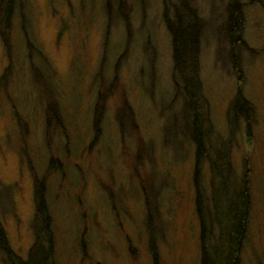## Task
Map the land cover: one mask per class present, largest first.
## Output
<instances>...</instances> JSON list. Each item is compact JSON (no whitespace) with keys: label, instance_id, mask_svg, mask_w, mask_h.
I'll return each instance as SVG.
<instances>
[{"label":"rangeland","instance_id":"374dc122","mask_svg":"<svg viewBox=\"0 0 264 264\" xmlns=\"http://www.w3.org/2000/svg\"><path fill=\"white\" fill-rule=\"evenodd\" d=\"M192 2L208 118L200 164L179 134L184 100L168 30L178 0H24L25 17L17 9L6 30L0 25V241L16 256L32 250L37 196L51 217L54 264H155L151 238L156 264H200L198 197L209 208L211 245L217 219L230 227L226 194L213 212L218 156L226 188L240 193L247 179L242 264H264V0H240L239 53L225 44L231 0ZM238 94L249 105L233 124ZM0 264H9L1 253Z\"/></svg>","mask_w":264,"mask_h":264},{"label":"trees","instance_id":"16d2710c","mask_svg":"<svg viewBox=\"0 0 264 264\" xmlns=\"http://www.w3.org/2000/svg\"><path fill=\"white\" fill-rule=\"evenodd\" d=\"M192 3V0H178L176 6H172L171 11L174 15V19L171 22H168V30L171 37L172 59L174 64L173 83L176 89H180L177 96L184 100L181 117L186 119V124L184 125L183 121H178V124L179 128L184 127L183 131H190L186 135L182 134L183 131H180L179 134L185 136L186 139L195 146L196 164H200L207 159L205 141H207L206 134L208 132L205 131V123H208V118L205 116L207 115L205 114L206 109H201L203 107L202 105L205 103V99H203L202 96L200 79L196 67V52H198L197 48L201 37V34L199 33V27H201V24L197 23L196 14L191 10ZM240 3V0H231V4H229L227 11V26L229 27L228 33L232 38L225 43L230 45L232 42V44H235L238 53L239 50L246 47V44L242 39L243 15ZM25 6L27 5L24 3V0H0V25L3 30H6L11 25L12 17L17 9L19 13L25 17L27 11L25 10ZM3 30L0 29V32ZM227 52L228 60L234 58L233 48H230ZM233 63L234 62L232 61V64ZM234 71L236 72L237 78L240 79V74L237 73L236 68ZM248 105L247 100L239 96V94L232 101L229 118L233 124L237 121L236 118L240 115L242 108H247ZM204 107L206 108V106ZM202 115H204L206 120L201 117ZM173 126L174 125H172L171 131L174 130ZM171 138L174 140L178 139L176 136H171ZM182 140L183 139H180L178 142L180 143ZM177 144L178 143L172 147L173 150H176L175 147ZM223 162H225L224 158L220 159L218 156L216 160L210 162L213 178L212 189L214 200H212L215 203L213 212H216L215 215L217 218V213L222 210L219 202L223 201V195L226 194L228 197L225 202L227 209L226 216L230 227L227 228V230H223L217 219V226L220 229V234L218 235L217 241L214 242L215 245H211L209 242L211 239L213 240L215 238L216 234L215 231L210 228V224H208L207 211L209 208L204 201L202 202L198 197L196 210L200 222V264H242L240 252L242 244L246 241L251 208L250 194L247 191V179L243 180V188L240 193L237 192L233 186L226 188L224 180H228L229 176H223L222 170L226 169L224 168ZM197 169H199L198 166ZM229 170L230 169L227 168V172ZM216 178L220 182L218 188H216V186L214 187V180ZM37 189H39V187ZM39 190H37V193L42 195L41 190ZM227 190H231V192ZM35 201L37 206L34 213V221L38 223L36 226L37 233L30 255H28V259L23 260L19 258L13 253L11 248H9L7 241L6 244L5 241L3 244H1L0 241V253L5 256V260L6 258L8 259L9 264H54V260H52L53 230L51 217L49 216V211L42 202L41 209L44 211H40L39 199L37 196ZM213 229H215V227H213ZM3 237L4 233L0 228V240ZM149 252L156 264L157 247L153 238L149 241Z\"/></svg>","mask_w":264,"mask_h":264},{"label":"flooded vegetation","instance_id":"af4514ba","mask_svg":"<svg viewBox=\"0 0 264 264\" xmlns=\"http://www.w3.org/2000/svg\"><path fill=\"white\" fill-rule=\"evenodd\" d=\"M143 1V4H144V0ZM145 5V4H144ZM96 103V102H95ZM92 105V104H91ZM95 105V104H94ZM90 111H91V114H92V119H91V124H90V128L94 134V140H96V109L94 108V113L92 111V107H90ZM94 114V116H93ZM95 121V122H94ZM63 132L65 133V128H63ZM36 199V197H35ZM82 250H83V246H82Z\"/></svg>","mask_w":264,"mask_h":264}]
</instances>
